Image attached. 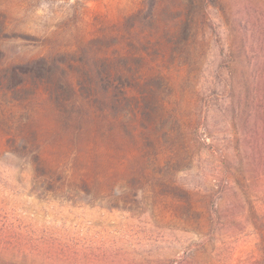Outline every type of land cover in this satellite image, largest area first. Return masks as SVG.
<instances>
[{"label": "rangeland", "instance_id": "374dc122", "mask_svg": "<svg viewBox=\"0 0 264 264\" xmlns=\"http://www.w3.org/2000/svg\"><path fill=\"white\" fill-rule=\"evenodd\" d=\"M258 228L264 0H0V264H264Z\"/></svg>", "mask_w": 264, "mask_h": 264}, {"label": "trees", "instance_id": "16d2710c", "mask_svg": "<svg viewBox=\"0 0 264 264\" xmlns=\"http://www.w3.org/2000/svg\"><path fill=\"white\" fill-rule=\"evenodd\" d=\"M94 70L88 71V78L83 79L80 81L77 86L75 84L66 82V86L73 94L78 93L77 91L82 90L84 94L87 96V99L96 106L99 107L101 102V96L103 92L102 87V76L99 74L97 68H93ZM259 229V234L261 237V241L259 243V251L261 252L264 258V234L261 232V228Z\"/></svg>", "mask_w": 264, "mask_h": 264}]
</instances>
